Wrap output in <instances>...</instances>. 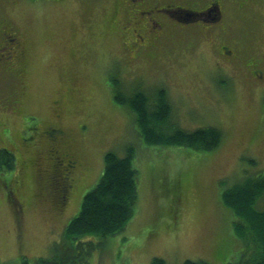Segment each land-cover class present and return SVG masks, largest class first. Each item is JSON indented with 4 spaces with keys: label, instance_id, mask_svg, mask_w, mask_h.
Returning <instances> with one entry per match:
<instances>
[{
    "label": "rangeland",
    "instance_id": "rangeland-1",
    "mask_svg": "<svg viewBox=\"0 0 264 264\" xmlns=\"http://www.w3.org/2000/svg\"><path fill=\"white\" fill-rule=\"evenodd\" d=\"M16 1L1 5L0 16L10 14L28 39L30 61L20 74L0 71V150L16 157L12 170L0 168V264L48 258L59 243L71 251L65 228L101 180L106 153L125 157L131 148L133 217L113 236L74 241L92 243L87 264L239 261L248 246L234 234L235 214L223 191L264 175V80L248 71L251 62L264 73V0L231 28L232 53L221 52L225 37L218 29L190 28L174 30L155 55L136 59L122 47V24L111 22L116 0ZM161 89L178 127H217L220 146L144 143L134 113L115 95L154 96ZM50 124L61 128L64 152L77 160L63 211L50 188L47 143L36 149L22 142L33 126ZM256 208L264 209V196Z\"/></svg>",
    "mask_w": 264,
    "mask_h": 264
},
{
    "label": "trees",
    "instance_id": "trees-1",
    "mask_svg": "<svg viewBox=\"0 0 264 264\" xmlns=\"http://www.w3.org/2000/svg\"><path fill=\"white\" fill-rule=\"evenodd\" d=\"M115 99L127 104L134 113L135 125L144 143L151 146L175 145L196 150L211 151L220 146L222 131L213 126L188 131L172 121V105L167 91L158 90L154 96L137 91L129 97L116 92ZM133 148L125 157L114 152L105 155V170L99 183L83 198L80 212L65 228L66 242L72 245L66 251L62 243L54 246L53 255L34 262L22 264H87V255L92 243H75L85 235L108 238L124 230L133 217L137 203V170L134 167ZM16 157L8 149L0 150V168L12 170ZM264 196V175L248 179L223 191L226 205L232 208L235 218L234 234L248 246V250L236 263L264 264V209L258 210L256 203ZM151 264H167L163 258L155 257ZM183 264H210L203 260H186Z\"/></svg>",
    "mask_w": 264,
    "mask_h": 264
},
{
    "label": "flooded vegetation",
    "instance_id": "flooded-vegetation-1",
    "mask_svg": "<svg viewBox=\"0 0 264 264\" xmlns=\"http://www.w3.org/2000/svg\"><path fill=\"white\" fill-rule=\"evenodd\" d=\"M259 2L260 0H116L111 22L115 20L114 23L118 21L122 24L118 32L122 38V47L134 59L142 55L152 56L157 46L166 44L175 36L174 30L190 28H200L207 32L218 29L225 37L220 42L221 52L232 53L227 41L231 28L238 25L240 15L247 8L257 9ZM6 3L16 5L17 1L0 0V13L4 12L1 5ZM118 11L122 18H118ZM9 15L0 16V71L20 74L30 61V45ZM249 67L248 71L264 80V73L260 69L251 62ZM30 129L29 138L22 135L24 147L37 149V144L47 143L51 164L50 188L57 206L63 211L74 188L77 160L72 153L64 152L66 149L60 127L50 124L42 128L35 125ZM29 140L31 143L27 144Z\"/></svg>",
    "mask_w": 264,
    "mask_h": 264
}]
</instances>
